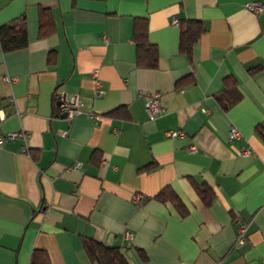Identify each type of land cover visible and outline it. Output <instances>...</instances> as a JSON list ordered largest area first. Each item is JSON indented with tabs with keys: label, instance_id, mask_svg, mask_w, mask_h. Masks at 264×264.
<instances>
[{
	"label": "crops",
	"instance_id": "1",
	"mask_svg": "<svg viewBox=\"0 0 264 264\" xmlns=\"http://www.w3.org/2000/svg\"><path fill=\"white\" fill-rule=\"evenodd\" d=\"M249 1L0 0V25L22 16L28 39L0 48V131L26 134L0 143V264H98L85 238L119 247L128 264H264V9ZM136 17L156 45L154 68L136 62ZM173 19L202 24L189 54ZM228 76L241 97L225 108ZM61 92L79 98L70 119L55 114ZM155 92L164 111L149 118ZM165 186L186 214L155 198Z\"/></svg>",
	"mask_w": 264,
	"mask_h": 264
},
{
	"label": "trees",
	"instance_id": "2",
	"mask_svg": "<svg viewBox=\"0 0 264 264\" xmlns=\"http://www.w3.org/2000/svg\"><path fill=\"white\" fill-rule=\"evenodd\" d=\"M180 27L179 49L189 54L193 44L201 34L203 27L199 20L182 19L178 21ZM39 36L45 37L53 31L52 17L47 8L40 9L39 12ZM132 39L136 45V62L141 67L154 68L157 65L156 45L148 40L147 20L144 17H136L132 26ZM28 44L26 24L22 16L11 19L0 25V48L2 52H9L25 48ZM50 61H55V53L51 52ZM252 67L251 69H253ZM256 69V68H254ZM253 69V70H254ZM223 94L226 99L223 106L227 108L230 104L235 103L241 97L236 80L228 76L224 80ZM117 110V109H116ZM258 133L264 138V131L257 128ZM151 164L144 166L145 169L151 168ZM197 193L208 204L213 196L209 187L197 188ZM155 198L165 202L170 200L174 203L180 214H186V209L176 193L169 186H165L156 195ZM83 248L92 261L98 264H128L122 255L119 247L106 246L105 244L91 238H85ZM37 257V251L33 252L32 260Z\"/></svg>",
	"mask_w": 264,
	"mask_h": 264
},
{
	"label": "built area",
	"instance_id": "3",
	"mask_svg": "<svg viewBox=\"0 0 264 264\" xmlns=\"http://www.w3.org/2000/svg\"><path fill=\"white\" fill-rule=\"evenodd\" d=\"M245 7L247 9L253 11L254 13H260L262 11V9H264V5H262V3L260 1H257V0L246 2ZM172 23L177 25L178 20L173 19ZM91 74H92V78L94 79L93 80L94 81V93H95V95L99 96L103 91L102 83L97 78V71L95 69L91 72ZM4 80L7 82L11 81V79L7 76H4ZM145 107H146L149 118H154L155 116L161 114L164 111V108L162 107V105L160 103V93L159 92L153 93L146 100ZM80 112H81V108H80V101H79L78 95L76 93L61 92L57 98V103H56V107H55V114L60 115V116H64V117L70 119ZM91 117L95 118L96 115L91 114ZM3 118H4V116L1 114V110H0V121ZM238 134H239L238 130L235 129L234 127H232L230 130V136L235 137ZM25 135L26 134H24L23 132H19V131L9 132V133H6L4 135L0 131V143H3L5 141H11L18 136H23V138H24ZM170 135H177V132L172 131V132H170ZM189 150L192 152H195L196 147L191 145L189 147ZM243 152L246 154H249L248 150H244ZM78 165H79V163H75L74 167H78ZM136 199H137V196L134 197V200H136ZM246 227H247L246 223L238 224V227L236 230V237H235L236 243H238V244L243 243ZM123 239H124L126 245H130L132 243V239H133V232L128 231V230L125 231L124 235H123Z\"/></svg>",
	"mask_w": 264,
	"mask_h": 264
}]
</instances>
